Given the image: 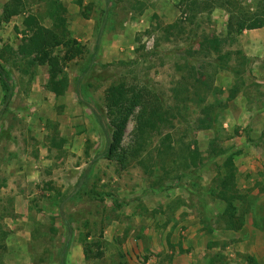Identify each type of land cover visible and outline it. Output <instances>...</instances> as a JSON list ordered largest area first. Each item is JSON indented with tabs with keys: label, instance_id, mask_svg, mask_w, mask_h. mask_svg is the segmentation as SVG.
Listing matches in <instances>:
<instances>
[{
	"label": "rangeland",
	"instance_id": "rangeland-1",
	"mask_svg": "<svg viewBox=\"0 0 264 264\" xmlns=\"http://www.w3.org/2000/svg\"><path fill=\"white\" fill-rule=\"evenodd\" d=\"M58 1L84 49L64 67L63 96L47 90L46 67L15 57L25 17L51 26L47 1L22 0L19 15L0 20L13 88L2 107L0 87V263L264 264V26L227 44L225 64L198 48L205 35L225 36L228 3L264 17V0ZM122 82L155 96L162 119L141 145L136 111L122 163L98 160L104 91ZM227 160L231 224L214 195Z\"/></svg>",
	"mask_w": 264,
	"mask_h": 264
},
{
	"label": "trees",
	"instance_id": "trees-1",
	"mask_svg": "<svg viewBox=\"0 0 264 264\" xmlns=\"http://www.w3.org/2000/svg\"><path fill=\"white\" fill-rule=\"evenodd\" d=\"M46 17L52 22L50 27L44 26L37 16L28 15L22 21L23 38L18 46L16 59L26 61V64H34L47 68L48 82L47 90L55 96H63L68 87V79L64 73V67L67 63L82 56L84 49L79 43L69 37L65 30V9L58 0H46ZM187 2V0H180ZM83 0H76V4L81 7ZM107 2V0H106ZM22 0H10L3 8L0 20L7 22L12 17L21 13ZM195 0L192 5L195 6ZM228 19L226 23V34L223 37L216 35H205L202 41L198 43V48L206 55H216L222 64H225L223 50L227 44L232 45L237 37L244 30L259 29L264 26V17L261 14L243 11L240 5L234 2L228 3ZM189 7V6H188ZM191 8V7H189ZM99 39V38H98ZM98 41V40H97ZM95 45V51L97 50ZM57 49L63 50L62 59L55 56ZM227 68V67H224ZM0 87L2 91L1 105L6 107L12 97V83L9 74L0 61ZM237 89H230L231 98L237 94ZM104 103L106 117L108 119L109 132L106 145L99 159L108 161L117 160L122 163L126 157L122 148V142L125 129L130 118L138 111L136 115L137 130L144 135L141 145L153 135L158 129V118L161 117V107L158 99L152 96L147 90H136L125 83L113 84L104 91ZM164 142L169 141V136H165ZM169 148V143H163V147ZM125 156V157H124ZM226 169L230 172L221 179L214 189L216 198L223 201L225 208L221 218L227 223L233 222V217L237 213L235 202L237 200L236 191L233 187L234 168L232 162L227 160L224 163ZM85 175L81 177L78 185L84 180ZM62 203L59 205V212L62 214ZM90 245H84L83 254L85 259L89 258ZM101 256L95 254L96 258ZM1 264V263H0ZM58 264H65L64 257H61Z\"/></svg>",
	"mask_w": 264,
	"mask_h": 264
}]
</instances>
